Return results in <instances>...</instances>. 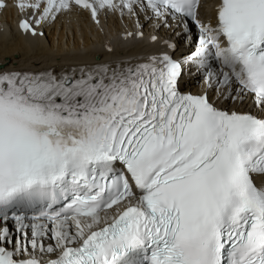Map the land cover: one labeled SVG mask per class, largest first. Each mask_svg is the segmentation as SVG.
Listing matches in <instances>:
<instances>
[{"label":"snow or ice","instance_id":"snow-or-ice-1","mask_svg":"<svg viewBox=\"0 0 264 264\" xmlns=\"http://www.w3.org/2000/svg\"><path fill=\"white\" fill-rule=\"evenodd\" d=\"M201 6L17 0L33 37L78 8L97 25L103 10L150 12L157 27L175 19L185 34L191 20L200 36L195 48L186 36L180 59L0 66V264H264V116L182 87L211 55L217 100L251 97L264 112V0H219L215 24L198 19Z\"/></svg>","mask_w":264,"mask_h":264},{"label":"bare ground","instance_id":"bare-ground-1","mask_svg":"<svg viewBox=\"0 0 264 264\" xmlns=\"http://www.w3.org/2000/svg\"><path fill=\"white\" fill-rule=\"evenodd\" d=\"M11 6L0 12V64L11 59L20 64L48 65L61 61L86 60L87 57L94 59L96 55H107L109 46L115 47L117 53L135 47L145 46L143 41L133 42L139 32L143 37H151L154 33L178 35L183 30L182 26H176V22L169 19L171 28L157 27L158 22L151 17L150 12L140 11L139 14H129L119 11L103 10L100 14V24L91 23L85 11L74 9L71 13L60 15L52 23H45L38 31H43V36L24 35L15 25L16 6L14 0H8ZM133 33L132 37H126L127 33ZM194 35L193 28L185 36ZM150 47V46H149ZM119 52V53H118ZM190 74L183 77L182 84ZM202 83L198 89H204ZM223 91V89H221ZM212 98L216 103L226 109H237L244 101L231 103L218 101L215 97L217 92L212 88ZM4 225L1 224L0 227ZM16 238L17 228L12 223H7ZM53 243V242H48Z\"/></svg>","mask_w":264,"mask_h":264}]
</instances>
